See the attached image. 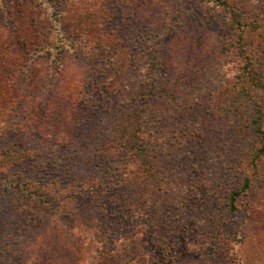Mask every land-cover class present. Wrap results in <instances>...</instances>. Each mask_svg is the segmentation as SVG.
<instances>
[{"label": "rangeland", "instance_id": "rangeland-1", "mask_svg": "<svg viewBox=\"0 0 264 264\" xmlns=\"http://www.w3.org/2000/svg\"><path fill=\"white\" fill-rule=\"evenodd\" d=\"M228 1L241 6L245 21H256L264 8V0ZM53 3L0 0V34L10 40L25 34L34 39L42 30L53 32V26L75 37L66 44L59 69L42 52L44 43L33 51L35 44L30 50L13 42V54L25 62L23 97L45 103L73 76L98 80L100 93L88 119L98 145L117 119L138 105L135 100L153 77L146 130L165 160L169 187L147 213L116 204V190L109 187L106 247L95 243L94 231L79 220L22 207L20 192L0 189V264H31L37 250L43 251L37 263L69 264L59 258L72 247L81 264H264V158L254 173L245 111L236 108L235 92L228 93L240 60L226 11L206 0H62L54 21ZM79 46L97 52L98 60L77 55ZM47 140L38 146L50 150ZM62 155L45 157L48 177ZM245 175L250 187L230 211L228 192Z\"/></svg>", "mask_w": 264, "mask_h": 264}, {"label": "trees", "instance_id": "trees-1", "mask_svg": "<svg viewBox=\"0 0 264 264\" xmlns=\"http://www.w3.org/2000/svg\"><path fill=\"white\" fill-rule=\"evenodd\" d=\"M61 1L55 0L52 4L54 21H58L56 9ZM206 1L226 11L228 24L236 33L232 45L240 65L234 88L227 89L231 95L235 92L236 108L245 111L246 128L253 136L249 162L257 173L264 158V98L260 96L264 94V8L261 7V14H256V21H245L237 2ZM49 29L42 30L34 39L25 34L13 41L0 34V189L8 195L20 192L25 199L22 207L33 205L35 211L44 213V209H49L52 215L66 214L79 220L94 231V242L102 241V246L106 247L108 229L104 227L112 223L104 208V199L109 205L112 203L110 197L106 198L109 187L116 190L113 198L116 204L127 203L126 208L140 213L150 211L169 187L165 180V160L154 151L150 132L146 130L149 127L146 119L150 104L148 93L154 86V78L148 79L147 90L140 93V100H135L138 105L127 109L113 129L99 138L97 145L98 137L89 131L91 121L88 119L96 105L92 100L100 93L98 80L73 76L61 84L57 98L45 103L27 101L21 93L27 74L23 70V59L12 52L16 47L13 42L30 50L35 44L33 51L37 50V44L44 43L39 47L53 67L59 69L66 44L72 43L75 37L60 33L54 26V34ZM76 54L92 62L99 57L97 52L84 46H79ZM45 140L50 142L51 151L38 146ZM58 151L63 155L50 178L44 159L52 153L53 160ZM62 177L67 181L63 182ZM250 183L251 177L245 175L240 185L228 192L230 211L237 209V198ZM43 244V249L49 248ZM40 251L34 252L31 264H43L36 262L43 257ZM70 251L59 258L60 262L67 258L69 264H81L78 249L72 247ZM53 261L55 264V259Z\"/></svg>", "mask_w": 264, "mask_h": 264}]
</instances>
